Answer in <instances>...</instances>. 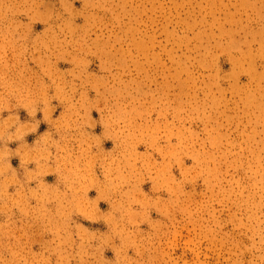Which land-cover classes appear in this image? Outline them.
<instances>
[{
  "label": "rangeland",
  "instance_id": "obj_1",
  "mask_svg": "<svg viewBox=\"0 0 264 264\" xmlns=\"http://www.w3.org/2000/svg\"><path fill=\"white\" fill-rule=\"evenodd\" d=\"M0 264H264V0H0Z\"/></svg>",
  "mask_w": 264,
  "mask_h": 264
}]
</instances>
